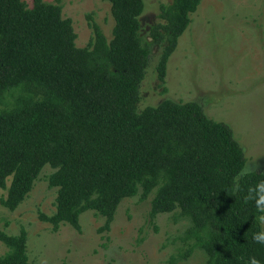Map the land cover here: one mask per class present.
I'll return each instance as SVG.
<instances>
[{"label":"trees","instance_id":"16d2710c","mask_svg":"<svg viewBox=\"0 0 264 264\" xmlns=\"http://www.w3.org/2000/svg\"><path fill=\"white\" fill-rule=\"evenodd\" d=\"M108 1L110 38L88 15L92 34L78 47L59 3L0 0V97L18 91L0 108L1 204L17 208L48 164L55 211L39 218L53 231L61 222L80 230L86 210L104 217L99 230L108 229L123 198L153 193L150 218L174 212L189 220L181 239L192 242L182 257L200 248L206 264H248L250 257L264 264V245L252 240L264 212L247 199L264 172L238 175L246 157L230 125L194 100L137 108L151 46L160 47L155 70L162 81L200 0L161 4L148 40L143 0ZM0 241L7 247L0 264H33L24 228L0 229Z\"/></svg>","mask_w":264,"mask_h":264},{"label":"rangeland","instance_id":"374dc122","mask_svg":"<svg viewBox=\"0 0 264 264\" xmlns=\"http://www.w3.org/2000/svg\"><path fill=\"white\" fill-rule=\"evenodd\" d=\"M44 1L61 5L62 15L72 20L78 47L85 46L92 34L88 15L110 38L113 18L108 0ZM25 2L30 6L32 0ZM168 2L143 0L140 22L145 39L149 26L161 22L160 5ZM159 53V46H151L139 85L138 110L164 99L197 101L207 116L230 125L246 163L264 172V0H200L166 62L162 81L155 70ZM17 92L4 93L0 108L11 104ZM52 171L48 164L41 169L14 210L0 202V229L9 234L25 229L27 255L33 264H206L200 248L182 257L192 242L181 239L189 225L187 218H175L174 212L150 218L153 193L144 199L139 193L123 198L108 229L99 230L104 217L86 210L79 216L80 230L61 222L53 231L50 223L39 218V212L55 211L56 188L47 183ZM5 195L6 189L0 188V198ZM6 250L0 241V254Z\"/></svg>","mask_w":264,"mask_h":264},{"label":"clouds","instance_id":"9594fccd","mask_svg":"<svg viewBox=\"0 0 264 264\" xmlns=\"http://www.w3.org/2000/svg\"><path fill=\"white\" fill-rule=\"evenodd\" d=\"M254 169L250 167V162L245 163L238 171L239 176H246ZM247 199L254 201L255 207L264 212V180L257 181L254 185L248 188ZM264 220V217L261 218ZM252 240L258 244L264 245V229L253 233ZM248 264H260V261L255 257H250Z\"/></svg>","mask_w":264,"mask_h":264}]
</instances>
